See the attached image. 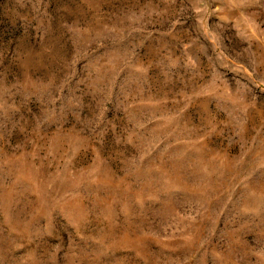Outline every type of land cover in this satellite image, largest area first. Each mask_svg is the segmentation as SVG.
I'll list each match as a JSON object with an SVG mask.
<instances>
[{"label":"rangeland","instance_id":"374dc122","mask_svg":"<svg viewBox=\"0 0 264 264\" xmlns=\"http://www.w3.org/2000/svg\"><path fill=\"white\" fill-rule=\"evenodd\" d=\"M0 264H264V0H0Z\"/></svg>","mask_w":264,"mask_h":264}]
</instances>
